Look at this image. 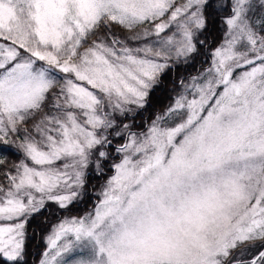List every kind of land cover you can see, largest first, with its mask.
<instances>
[{
    "label": "snow or ice",
    "instance_id": "6c2138e0",
    "mask_svg": "<svg viewBox=\"0 0 264 264\" xmlns=\"http://www.w3.org/2000/svg\"><path fill=\"white\" fill-rule=\"evenodd\" d=\"M218 26L208 67L135 124ZM204 113L201 127L264 120V0H0V264H179L155 255L171 246L163 236L204 213L218 234L195 264H264V169L234 170L224 200L208 192L173 211L157 198L184 163L176 134ZM93 177H107L95 207L62 217L33 253L26 225L91 198Z\"/></svg>",
    "mask_w": 264,
    "mask_h": 264
},
{
    "label": "rangeland",
    "instance_id": "374dc122",
    "mask_svg": "<svg viewBox=\"0 0 264 264\" xmlns=\"http://www.w3.org/2000/svg\"><path fill=\"white\" fill-rule=\"evenodd\" d=\"M203 115L206 113L176 134L173 146L181 149L178 155L184 163L172 167L170 174L161 177L157 185V198L173 211L208 192H214L219 200L226 199L233 171L243 170L244 165L250 175L264 169V153L256 150V144L264 141V120L249 117L240 122L226 114L211 126L201 127ZM170 158L169 148L163 147L160 163L166 167ZM204 215L207 220L203 223L195 218L180 223L173 221L163 236L171 246L155 255H167L179 264H195L204 248L211 245L218 234L212 217L208 213Z\"/></svg>",
    "mask_w": 264,
    "mask_h": 264
},
{
    "label": "trees",
    "instance_id": "16d2710c",
    "mask_svg": "<svg viewBox=\"0 0 264 264\" xmlns=\"http://www.w3.org/2000/svg\"><path fill=\"white\" fill-rule=\"evenodd\" d=\"M119 32V29H117ZM121 36L125 33L120 32ZM222 29L218 26L213 30L212 35L209 37V43L206 46V50H201V54L195 57L194 60L190 61L187 66L181 67L179 69H174L169 71L166 75L162 77L163 87L160 90L154 92L150 97L151 107L143 110L142 115L137 117L135 124L146 125L149 120L153 119L154 114H159L164 111L169 105L172 104V98L179 91V86L176 81L180 78L187 80L188 77L198 74L200 71L208 67L206 61L209 59L208 52L211 51L220 42L222 37ZM140 130V129H134ZM117 161L119 157L116 158ZM112 174L111 170L108 171V175ZM107 177L97 179L92 178L91 184L92 189L96 191L93 193L91 198H85L84 202L72 207L71 212H61L58 211L55 205H49V209L42 216H38L30 220L29 224L26 225L28 237H32L33 233L38 234L36 239H29L28 243L33 253H38L39 249L43 247L41 243V238L45 237L51 230L54 224H56L62 217L66 215H83L84 213L90 211L95 206L94 201L98 200V190H100L101 185L105 183ZM91 190V189H90ZM39 245V247H38Z\"/></svg>",
    "mask_w": 264,
    "mask_h": 264
}]
</instances>
